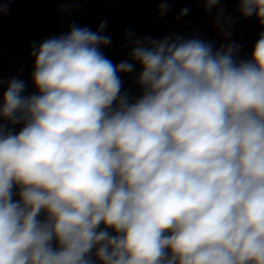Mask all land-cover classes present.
<instances>
[{
	"label": "clouds",
	"instance_id": "9594fccd",
	"mask_svg": "<svg viewBox=\"0 0 264 264\" xmlns=\"http://www.w3.org/2000/svg\"><path fill=\"white\" fill-rule=\"evenodd\" d=\"M237 2L264 26V0ZM105 25L33 42L36 93L13 78L0 96V264H264V32L248 60L128 32L114 65Z\"/></svg>",
	"mask_w": 264,
	"mask_h": 264
}]
</instances>
